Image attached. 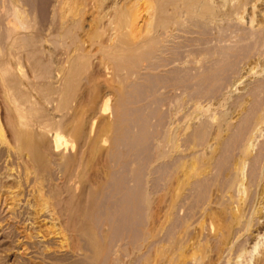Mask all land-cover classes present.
<instances>
[{
  "label": "bare ground",
  "instance_id": "6f19581e",
  "mask_svg": "<svg viewBox=\"0 0 264 264\" xmlns=\"http://www.w3.org/2000/svg\"><path fill=\"white\" fill-rule=\"evenodd\" d=\"M21 1H23V0H13V2H11L10 0H0V15H1L0 16V45L2 44L0 46V48L2 49L4 47L5 49H7V50H5L6 52L9 50V54H11L10 50L12 49L11 51H13V53H12L13 55L12 54L10 55V57L12 56L11 57L12 59H13L14 54H15V56L17 55L16 57H18L20 55V53H23L21 51H18L19 48L25 49V47H29L27 45H29L30 44L29 42L32 41L31 40V41L27 42L29 36L26 37L27 34L23 35L25 29L27 30V27L24 29V31H22V29H20V28L19 29L21 31L20 30L18 31L17 28L13 27V25H12L14 23L13 21H12L13 23L11 22L12 24L10 23V20H9L10 24L8 23V21L5 24V21H4L6 16L7 17L12 16L18 25V26L16 25L17 27H19V26L21 28L25 27L27 22H25L24 16L26 17L27 14L31 13L32 11L30 9L24 8L26 6L23 7L24 2L22 3ZM235 1H239V0H153L152 3L150 2L152 4V5H150L152 8L146 14L143 13L144 14L143 15L140 12L141 11V9H140V11L137 13L132 11L133 13L131 12L132 14L130 13L129 16L126 14L127 9H126V11L120 10V9H124V8H122V6H120V4H119L120 7L118 6V9L120 8L119 9L120 11L116 12L117 15L115 14V11H113V12L111 11V12L113 14H115V16L117 17L116 18L118 21L117 29L119 31V33H117L119 35L118 40L120 41L121 40L120 38L122 37L124 43H123V45L120 44V46L118 44L114 45L115 42L113 41V39L115 40V38L110 34L113 37V39L110 37V39H112V40L111 41L109 40V44H107L108 42H105L106 43L105 47L107 48L108 47L107 45L110 46V42L113 41V45H111V49H113V50L117 49V50H114V51L111 50L112 51L111 52L107 48V49H105V50H107V52L105 51L106 52L105 54H107L106 56H109V58L111 57L112 59H114V61L116 60L117 62H119V60L120 61H126V60L129 61L130 59H136L138 61L142 60V62H144L143 60H145L146 66H144V68L152 69V70L153 69L155 70L157 68H161V69L162 68H164V69L168 68L169 69L170 67H173V65L178 64L179 63L178 61L182 60V58H181L182 56L188 55L190 57V54H196V56L199 55L198 58L195 59L194 57H192L193 55H191V58L195 59V62L197 65V62H199V60L201 62V59H200L201 56L200 55L203 56V54L206 52H209L210 49H214V48L218 47L221 40L224 43L225 42L227 43L228 41H232V38L234 37V36L232 37V35L234 33L233 34L227 33V32H226L227 34L221 33L220 29L225 27V26H221L222 25L221 23L228 24L232 20H233V22L239 21L241 24L243 23V25H246L248 28H250L251 31L253 30V32L258 31V30L262 29V27H264V12L260 13V9L258 8V5L256 4L260 0H246V1L240 0L239 2H235ZM53 2L56 3L57 1L54 0ZM59 2H60V0H59ZM212 2L213 3L217 2L218 3V5L216 4L217 6H219V4H220V7H218L219 9L217 8L216 10H214L212 8V6H215V5L212 4ZM153 3H154V5H153ZM63 4H64V2H63ZM50 5H52V4L50 3ZM86 5L87 4H85V6ZM114 5H112L111 7H113ZM134 6H136V5L134 4ZM54 7H55V5L53 4L52 8H50V10H53ZM127 7H128V5H127ZM144 8H146V7H143V9ZM55 9L53 10L54 13L56 11ZM109 9H110V7H109ZM115 9L116 8L114 7V10ZM28 10H30L31 12H28ZM262 10L264 11V9H262ZM144 11H147V9H145ZM258 11H259L260 15L258 14ZM62 12H60V13H62ZM78 12H80V11H78ZM56 13H57V11H56ZM56 13L54 14L55 18H56V16H55ZM68 14H69V12H68ZM28 15H30V14H28ZM37 15H39V14H37ZM77 15H78V13H77ZM115 16L113 15V17H112L110 14V17H107V18L111 19V17H112L113 21H114V20H116ZM54 17H53V20L55 19ZM60 17H58V18H60L61 19L60 21L62 22L63 21L62 19H64L65 17L64 16L62 17V15ZM81 17L83 18V16H81ZM26 20H28V19H26ZM66 20H64V21H66ZM72 20H70V21H72ZM68 21L69 20H67V22ZM107 21L109 22L110 20H107ZM54 22H55V20H54ZM75 22H74V24H75ZM239 22L236 25L239 26ZM56 23H54V24H56ZM69 23H67V24L69 25ZM113 23L116 24L115 21ZM230 23H232V22H230ZM52 24H53V21H52ZM65 24H66V22H65ZM72 24H73V22H72ZM76 24H77V22H76ZM115 24H113V25H115ZM233 24H231V25H233ZM144 25H147L148 27L145 26L144 27L145 29H144L143 28ZM29 26H31V25L29 24ZM29 26H28V29H29ZM78 26L81 27V25H78ZM88 26H89V24H88ZM68 27H69V29H70V27L72 29L74 26L72 27L69 25ZM227 27H226V29H227ZM62 28H66V27H64V24H63ZM88 28H90V27H87V29ZM109 28H110V26H109ZM109 28H107V30ZM123 28H127L129 32H132L131 33V39L125 40L123 38V34L121 32V30ZM138 28L140 29L139 32H141V30H142L141 33H139L138 31H134V30H138ZM50 29H52V28H50ZM81 29H82V27H81ZM229 29H230V27H229ZM64 30H66V29H64ZM79 30H80V28H79ZM143 30H144V33H143ZM60 31L62 32L63 30L60 29ZM112 31H114V30H112ZM66 32H68V31H66ZM115 33L113 35L116 37L117 35H115ZM55 34H58V33L55 32ZM70 34H72V33H70ZM79 34H80V32H79ZM192 34L194 36H192ZM52 35H53V33H52ZM88 35H91V34L88 33ZM54 36L56 37L57 35H54ZM73 36H71V37H73ZM124 36H125V33H124ZM128 36H126V37H128ZM249 36H248V39H249ZM50 37H52V36H50ZM69 37H67V38H69ZM83 37H85V36H83ZM83 37H81V38H83ZM98 37L99 36H97L96 38H98ZM32 38L33 37H31L30 39H32ZM116 38H118V37H116ZM34 39H35V37H34ZM101 39L103 41L104 38H101V36H100V41H101ZM105 39H107V38L105 37ZM206 39H207V41H206ZM74 40H76V39L74 38ZM194 40H196L197 42L193 43ZM218 40H220L219 43H217ZM2 41H4V42H2ZM64 41H65V39H64ZM83 41H85V40H83ZM200 41H201V43H202V41H204V42L200 45L199 44ZM205 41H206V43H205ZM77 42L79 44L80 41H77ZM87 42L88 41H86V44H87ZM255 42H256V40H255ZM32 43H34V42H32ZM42 43H43V41H42ZM61 43H63V42H61ZM82 43H85V42H81V44ZM208 43L213 44V47H211L212 45L211 44L209 45ZM34 44L37 45V42ZM34 44H30V45L32 46ZM48 44H50V43H48ZM221 44H223V43L221 42ZM101 45H103V44H101ZM55 46H56V44H55ZM80 46L81 45L77 46L78 49L80 48ZM83 46H84V44L81 46L79 51L84 49V48H82ZM77 47H74V44H73L74 49ZM13 48L14 49L17 48L16 50L20 53H18V52H16L17 54L14 53ZM97 48H100L99 45L96 48L94 47V49H96V51L94 50L95 53H98V51H100V50L101 51L104 50V49L98 50ZM35 49H37V48L35 47ZM69 49H71V47ZM38 50L39 49H37V51ZM48 50H51V48ZM2 51H1V53L3 54L5 51H3V52ZM64 51H66V50H64ZM85 51H86V49L83 50L84 54H85ZM259 51H260V53H258L256 51L257 53L255 52V55H253L251 59H248L246 62H244L243 66L240 65L241 68L238 71L237 75L234 77V80L233 79L230 80V81H233V82H231L232 84L230 83V81L227 84V85L230 84L231 86L228 87L226 85L228 88H226V90L223 94L221 93L222 95L220 94L221 96H219V97H221V98H217V99L213 98L214 101H209V99H208L209 102H207V103H201L200 102L201 100L200 101H197V100L193 101L191 103V105H189L190 106L189 112L186 111V109H188V108H185V112H187L188 114L183 115V112H184V110H183V112H182L183 116L182 117H184V118H181L178 115L180 117V118L177 117L179 120L183 119V121H185V123L183 125L181 124L182 126H180V127L175 126L176 125L175 122H177V121L174 119L175 118L174 115L173 114L171 115V116H173V119L175 121H171L172 124H170V126H169L171 130L169 129V134H168V136H166L167 137L166 141L168 144L167 145L168 146V156L170 158L168 165H171V167L174 165L175 160L173 158H174V154L177 153V151H179L178 152V153H180L179 156H181V158H183V161H181L180 162L181 164L179 165L180 168L178 171L179 172L178 177L176 176L177 174H175L176 178L173 179L174 181L172 180L171 182H169V183H172V182H175V183H172L169 186V188L167 189V191L165 190L166 194L164 197H166V198L164 200V204H160L161 202L157 203L155 201L150 202L149 201L150 199H149L148 202L146 203V206L144 209H142L141 207H138L139 205H137V204L139 202L137 203L135 196H132L133 194L131 195L130 190H129L130 188H128L126 186V184L124 185V182H123L124 178L123 177H125L126 173H124L123 177H120V178H118V180H115L116 179V178H114V176H116L115 170H117L119 168L114 169L113 168L114 166L111 163H108V160L107 161L105 160L106 161L105 162L106 168H105V171H103L104 173L102 172L104 174V176H103L104 180L103 181L96 182L95 184H93L95 181L94 182L91 181L92 182V184H91L89 181L90 179L88 178V181L90 183L89 184L87 179H86V176L88 174L87 175L85 174V173H87V171H85V170L90 168L89 167L86 169L87 165L89 166V164H87V162H88V160L90 161V158H87V161L85 159L86 157L90 156L88 153H90V154L92 153L91 154L92 156H93V154L96 155L97 153H102V151L104 150V146H105L106 141L108 140V138L109 139L112 138V136H109V133L115 132L112 130H116V136L114 137L115 139L120 138L124 132L126 135L130 133V131H129L130 129L127 132L125 130H127L129 128V126H131V125H129L128 128L126 129L127 126L123 122V119L121 118V115L123 114V112L121 111L120 108H118L115 105V102L113 103L114 105L112 104V102H111V104H109V101H110L108 99L109 96L106 97L104 95L106 97L103 100L104 106L103 107L99 106L100 108H98V105H97V108H96V110L98 109L97 113L100 117H103V116L105 117V115L107 114V108L109 109V107H108V104H109L112 106V108L110 106L111 111H108V112H109V115H111L113 117V120H110L111 116L106 115L107 118L105 117V120L102 118L104 120V121L102 120L103 123L97 124L101 121L100 120L99 122H96V120L99 118V116L96 114L97 115L96 120H95V118H96L95 115H94V118L91 115L92 116V118H91L90 116L86 115L88 113L87 109H86L87 110L86 114H81V112H80V114H78L79 112L77 113V110H75V108L73 109V107H71V106L70 107L65 106L67 108H64V109H61L60 105H57L58 107L55 106V104H54L55 97L53 95V91L49 92L50 91L49 90L48 92H44L40 95V97H39V94H37L38 93L37 92V93L33 94V96L38 95V98H37V96L33 97L32 94L29 93V92H31V90L28 91L29 89L27 90V89L23 88V85L25 84V83H23V71L25 68L24 66L26 65V64L23 65V62H24L23 61L24 60L23 54H21L23 59H20L19 58L20 56L18 57V59H16V61H18V62H19V60L20 61L22 60L21 62H22V65L24 67L23 69H21V66L19 65V64H21L20 62H19V64H18V62L13 63L15 60L13 61L12 59H10L8 57L10 60H12V63H13V64H10V63L6 62L8 60H6V61L3 60L6 57L2 59L3 56L0 55L1 56V58H0V73L2 72L0 74L1 82L3 81L4 83L6 82L7 85L9 84L10 88H12L15 92L14 101L13 102L7 101V103H6V105L9 107L8 109H10V111H5V112H7L6 116H8V112H10L9 113L10 114V124L7 127L11 126L12 136H13L12 139L14 140L13 144H16V147H17L19 152H23L22 153L23 157H24V155H27V158H29L31 160L32 168L34 169L33 171L36 174L35 176L37 179L40 178L39 177L40 173H43V172L45 173V172L49 171V167L52 165V163L50 165L49 162L53 161V160H50V159H53V155L51 158L48 157V155L51 156L52 152L56 153V157L54 158L55 159L54 165L56 164V166L59 167L60 170H62V173H61V179L62 180L60 181L61 182L60 186L56 187V184H55V186L54 185L52 186V189L54 191V193L52 192V194L55 196V204L54 203L53 204L55 205V208H56L58 214L61 217L65 216L64 217L65 218L64 220H66L64 222V224L66 225L65 229L67 228V230L70 231L69 233H71V235L74 234L76 236H79L78 237L79 240L82 239L84 241L82 243V240H81V246H79L80 242L78 241L79 242V244H78V242L75 240V242L79 246L80 251L81 250L83 251V252L82 251L81 252L84 255L83 256L84 259H86L89 262L94 261L95 264L97 262V264H98L99 260L97 261V259L100 258V261H101V256L103 255V253L105 251L107 252V250H108L107 249L108 247H106V245H108V243L106 244L103 241V238H107V236H108L106 231H105L107 229L106 226H105L106 229L103 228V230L105 231V234H104V232H102L100 229L99 230L101 233H99L98 228L95 225L100 223V222L102 223L104 216L109 214V212H108L109 209H107V206L105 205L106 203L104 205L102 204V197H103L104 193H106L105 192L106 187L108 185L112 184L114 186L111 190H109V194H108L109 197H111V198H109V197L108 198L111 199L110 200L111 205H112L111 211L113 214L112 216L120 218V220L123 221L122 223H124V224L128 225L129 223H131V226L133 227L134 245L132 246L133 251L130 250V252L132 251V255L130 256L131 257L130 258L131 264H175L177 261L178 262L176 264H264V138H261L262 140H260V142L258 144H256L257 149L255 151H253L254 144H255L254 141H255L256 136L258 135L257 132L264 130V89H261V91L259 93L256 91L259 83H261V84L263 83L261 85V87L264 85V51H262V52H261V50H259ZM43 52H44V49H43ZM87 52H88V50H87ZM103 52H102V54H103ZM77 53H78V50H77ZM89 53H90V51H89ZM211 53H213V52H211ZM25 54H28V53H25ZM29 54L32 56V52ZM45 54L47 55V53H45ZM64 54H65V52H64ZM84 54H82V55L77 54V57L74 56L75 58H73L71 60L68 57L69 55H67L68 59L71 61V63L69 61H66V62L71 64V65L69 64L71 67L68 68V69H70V71H71L72 67L74 68L73 71H75V70H77V67L79 66V69L77 70L79 72L80 69L82 70V68L80 66L83 67V65H84L83 69H85L87 64L85 65V62L81 61L85 57ZM94 54H92V55H94ZM100 54H101V52H100ZM46 55H45V57H47ZM72 55H74V54L71 53L70 56H72ZM98 55H99V53H98ZM209 55H210V53H209ZM26 56H27L26 58L31 57V56L28 57L29 55H26ZM104 56H103V58H105V60H107V58ZM206 56H207V54H206ZM50 57H52V56H50ZM33 58H34V56L31 57V59H33ZM35 58H36V54H35ZM89 58L91 59L90 56H89ZM203 58H205V57H203ZM208 58H209V56H208ZM42 59H43V57H42ZM87 59H88V57H87ZM90 59H89V61H90ZM100 59L101 58H99L97 61H99ZM211 59H214V58H211ZM10 60H9V62H11ZM36 60H37V58H36ZM36 60H35V62L40 60L39 56H38V60L37 61ZM84 60H86V59H84ZM63 61H64V59H63ZM79 61L82 62V65L80 64ZM89 61H88V63H89ZM108 61H109V59H108ZM187 61H189V58ZM41 62L40 61L38 62L39 65ZM66 62L64 61V63H66ZM100 62H102V61H100ZM110 62H107V64L109 63V65H111ZM129 62H131V60ZM189 62H191V60ZM52 63H53V60H52ZM64 63H63V65H65ZM102 63H103V65L101 67H102V69H103V67H105L104 68V70H105L107 65L105 66L104 64L106 62L105 63L102 62ZM136 63H138V62H136ZM101 64H99V66ZM144 64L142 63V65H144ZM61 65L60 66L58 65V67H59L58 71H60V72L63 70L64 67L66 70V66L63 67V65L62 66ZM184 65H186V63H184ZM29 66L34 67L35 65L33 66V64L32 65L29 64ZM41 66H40V69H38L39 72H40V70L43 71V72L41 71L40 73H42L44 75V77L40 76L38 74L41 78L42 77L43 78L47 77V79L48 78H51V79L54 78V76L56 74L55 75L52 74V72H51L52 69H50L49 66L44 65L45 66L44 69H42ZM108 66H107V68H109ZM112 67H113V65H112ZM112 67L110 66V69ZM119 67H121V66H119V65L114 66V69L112 68L114 71H112V70L110 72L107 71L108 72L107 74L105 72L108 69L105 70L104 73L106 75H104V78L106 77L105 81L108 82V84L110 82V79L113 80V82H114L115 77L113 76V73L115 74V71L116 72L118 71V74H119V71H120V74L121 73L122 74H125V73L128 74V72H125V71H123L124 73L121 72L122 69L121 70H118V69L115 70V68H119ZM137 67H139V66H137ZM141 67L142 66H140L139 68H141ZM37 68H39V67H37ZM144 68H142V69H144ZM197 68L199 69V67H197ZM202 68H203V66H202ZM26 69H28V68H26ZM53 69H54V66H53ZM96 69L98 70V68H96ZM32 70H35V68H33ZM26 71H25V74H26ZM73 71H71V72H73ZM77 71L74 74H77L78 73ZM132 71H134V70H132ZM196 71H198V70H196ZM130 72L131 71H129V74H130ZM34 73L36 74V71ZM34 73H32V74H34ZM66 73H67V70H66ZM109 73H111V75ZM140 73H142V72H140ZM118 74L116 73V77H118ZM139 74H137V75L140 76ZM38 75L36 74V76H38ZM67 75H70V74L68 73ZM100 75H101V73H100ZM211 75H212V73H211ZM59 77H61V76H59ZM59 77H57V78H59ZM69 77L71 78V76H69ZM69 77H67V78L70 79ZM108 77H110L109 81H107ZM67 78H66L65 82L68 83ZM28 79H30V76ZM28 79L26 78V80H28ZM36 79L38 80V78H36ZM55 79H56V77H55ZM55 79H53V80H55ZM73 79L74 78L72 77L70 81L73 82ZM95 79H97V78H95ZM98 79H100V78H98ZM78 80L79 79H77V81ZM120 80L121 79H119V81ZM70 81H69V84L72 83V82L70 83ZM121 81H123V79ZM54 82L57 83V81H54ZM111 82H110V84H111ZM27 83H29V80ZM38 83H39V80H38ZM52 83H53V81H52ZM52 83L50 82V85ZM89 83H92L91 80ZM96 84H97V82H96ZM110 84H109V86H110ZM130 84H131V82H130ZM239 84H243L241 86V88L239 87ZM50 85H49V88L51 87ZM213 85H214V83H213ZM218 86H220V85H218ZM114 87H116V86H113L111 91H113V89L115 90ZM178 87H180V86H178ZM10 88L8 87V89H10ZM28 88H30V84H29ZM97 88H99V87H97ZM107 88L110 91L109 88H111V87H107ZM12 89H10V90H12ZM37 89H39L41 91L40 87ZM123 89H124L123 85H122V83H120L118 88L115 90L118 93L116 96L120 95V97H117V98H119V100H121L120 99L121 94H124ZM33 90H34V86H33ZM95 90L92 91V93L95 92ZM70 91H71V89H70ZM98 91H99V89H98ZM177 91H179V90H177ZM4 92H7V91H4V89H3V93ZM8 93H5V94H8ZM234 93H239L238 98L236 100H234L233 97H232L233 100L230 99L231 98L230 96ZM60 94H61V92H60ZM95 94L97 95L98 93H95ZM183 95H181L180 97L182 98ZM7 96L6 95L4 96L6 98V100H7ZM64 96H65V94H64ZM112 96L115 97V95H112ZM10 97H13V96H10ZM89 97L92 98L93 96L92 97L89 96ZM34 98H37V99H34ZM1 99H3V98H1ZM98 99H100V98L98 97ZM114 99H116V98H114ZM8 100H9V98H8ZM64 100H66V99H64ZM116 101H118V99ZM62 102H64L63 99H62ZM125 102H126V100H125ZM204 102H205V100H204ZM10 103L13 105H11ZM116 103H118V102H116ZM227 103H228V105L232 106V108H231L232 111L230 112L229 116H226L227 117V118H225L226 120L221 123L220 127L216 124L217 126L214 127L216 129H213L214 134L211 135L212 138H211V140L209 138L210 141H208V143H206L204 145H200V147H198L199 145H197V147H196L197 149H196L195 153H198V154L201 153L200 155H202V153H204L206 155V157L202 161L198 162L195 159L190 158L191 157V154H190L189 155L190 157L188 156L190 158L189 162H187L184 158H185L186 150L189 148L187 146H186L187 148L185 147L184 141L187 137L186 133L189 134V132H192L193 129L190 130L189 132H188V130L193 128V127H196V124L197 123L200 124L199 122H201V121H209V122L213 121L212 125H214V122L217 121V118H218V116L216 117V111L219 108L221 109V107L226 106ZM84 104H86V103H84ZM165 104H167V103H165ZM250 104H252V105H250ZM6 105L4 107H6ZM82 105H81V107L85 106V105H83V106ZM92 105L94 106L95 104H92ZM169 105H170V103H169ZM174 108H176V107H174ZM4 109H7V108H4ZM54 110H56V111L60 110L61 113L55 114V112H53ZM249 110L250 111L253 110V112H252V114H250L251 117L249 119V122L244 126V128L241 127V129L243 128L241 130V132H242L241 138L240 139L237 138L239 141L236 142L234 147H230L231 150L233 148V151H231V152H233L231 154L232 159H230L232 161L230 162L231 167H230L228 173L226 174L225 182L223 184H217L215 186V188L213 189L214 197L212 198V200L211 199L207 200V201L206 200H200L196 195V194H198L199 191L197 193H196V191L198 189H201L202 187L206 186L207 184L209 185V181H210V183H213V182H211V179L214 175V158H215V156H217V154L219 152H221L220 149H221L222 144L224 145V141H225L226 137L227 138L229 137L228 133H230L229 129L231 127V123H234V121L237 119L238 115H240L242 112H248ZM0 111H1V109H0ZM81 111H83V109ZM218 112H220V110H218ZM82 113H85V110ZM131 113H129V114H131ZM91 114H93V113L91 112ZM84 115L88 116L90 118V120L88 117H85ZM3 118H4V116H3ZM125 119H127V118L125 117ZM127 122L129 123L128 120H127ZM7 123H8V120H7ZM169 123H170V121H169ZM179 123H181V122H179ZM5 125H6V122H5ZM197 127L199 128V126H197ZM197 127H196V129H197ZM200 129H201V127H200ZM202 132H204V131H202ZM232 133H230V134H232ZM66 135H69L74 139L73 143H75V145L73 147H69V148L67 147L66 140L64 138ZM112 135H113V133H112ZM135 136H136V134H135ZM192 136H193V133H192ZM129 138H131V137H129ZM194 138H196V137H194ZM199 138L200 137H198V140H200ZM161 139H163V138H161ZM12 141H11V143H12ZM109 141H111V143L114 141L113 143H115V140L112 141L110 139ZM120 141H122V139H120ZM191 141H193V140H191ZM203 142H204V140H203ZM124 143H125V141H124ZM108 144H110V143H108ZM115 144H114V146H116ZM13 146H15V145H13ZM122 146H124V145H122ZM138 146H140V145H138ZM229 146L230 145L228 144V146H225V148L229 147ZM106 148H108V147H106ZM46 149H48V151H50L51 154H49V152H47ZM110 149L112 150V148H110ZM106 150L109 151V148ZM110 151H109V153H110ZM107 152L104 151V153H105L104 155H106ZM124 152H123V154H124ZM159 152H160V150H159ZM15 153H17V152H15ZM97 155L99 156V154H97ZM102 156H103V154H102ZM221 156L219 155V157H221ZM93 157H95V156H93ZM104 157H106V156H104ZM110 157L111 156H109V159H110ZM124 157H126V156H124ZM159 157H160V155H159ZM101 160L102 159H100L98 161H101ZM129 160H131V159H129ZM129 162H127V163H129ZM177 162H178V160H177ZM19 163H21V162H19ZM29 164H30V162H29ZM163 164L164 163H162V165ZM25 168H26V166H25ZM29 168L31 169V167H29ZM93 168H94V166H93ZM102 168H104V166ZM120 168H121V166H120ZM50 169L52 171L53 170L55 171L56 167L51 166ZM28 173H30V172H28ZM93 173H95V172H93ZM173 173H172V175H174ZM43 176H42V178H43ZM217 176L218 175H216L215 177H217ZM167 177H169V176H167ZM36 178H35V180H36ZM148 179L149 178H147V180ZM165 179H167V178H165ZM35 182L37 183L38 181L36 180ZM78 182L83 183L84 187L88 186L85 189L86 191H83V189H80L81 188L80 187L79 190L80 191L82 190L81 191L82 193L80 192L81 194H79L76 197L74 196V194H71V193L65 198L58 197V193L61 192V189H63L64 192L69 193V189L72 188L71 186L75 183H78ZM147 182H149V181H147ZM165 185H167V184H165ZM194 185H196L197 188H194L195 187ZM35 187H37V186H35ZM55 187H56V189H55ZM150 188H151V186H150ZM159 189H161V188H159ZM71 190L72 189H70V192H71ZM156 190H157V188H156ZM163 190H161V191H163ZM73 191H74V188H73ZM201 191H203V190H201ZM38 192H40V190ZM48 193H49V191H48ZM35 194H37V193H35ZM38 195H39V193H38ZM41 196L43 197V194ZM46 196L48 197V195H46ZM49 196H50V194H49ZM37 199H39V198H37ZM53 199H54V197H53ZM53 199L50 198V200H53ZM159 200H160V197H159ZM38 201H40V200H38ZM140 201H141V199H140ZM49 204H50V202H49ZM49 204H46V205H49ZM41 205L42 204H40V206ZM108 206H110V203L108 204ZM54 211H55V209H54ZM54 211H53V213H54ZM35 213L38 214L37 212H35ZM49 215H50V213H49ZM54 215L55 214H53V217H54ZM109 221H107V222H109ZM163 228H165V230H166V234H164V237H165V235H167L168 232H171L172 234H174L172 237L173 239L171 240V238H170V241H168L167 243H164V244L162 242L164 240V238L159 236V229L161 230ZM69 237H71V236L69 235ZM101 237H103V238H101ZM73 238L75 239V237H73ZM124 239H126V238H124ZM71 242H74V241L71 240ZM160 242H162L161 245H160ZM74 243H73V245H74ZM71 245H72V243H71ZM159 246H161V247H159ZM75 247H77V246H74V249L77 250L78 247L77 248H75ZM80 251H78V252H80ZM122 252H124V251H122ZM101 253H102V255H101ZM111 254H112V251H111ZM175 256H177V258ZM178 256H179V259H178ZM103 257H105V256L103 255ZM124 258H125V256H124ZM174 258L176 261H173ZM119 259H121V258H119ZM122 260L123 259H121V261ZM119 263H121V262H119ZM123 264H125V263L123 262Z\"/></svg>",
  "mask_w": 264,
  "mask_h": 264
},
{
  "label": "rangeland",
  "instance_id": "374dc122",
  "mask_svg": "<svg viewBox=\"0 0 264 264\" xmlns=\"http://www.w3.org/2000/svg\"><path fill=\"white\" fill-rule=\"evenodd\" d=\"M10 1L13 2V0H10ZM51 1L52 0H23V1H21L22 3L24 2L23 7L26 6L24 8L30 9L32 11L31 12L30 10H28V12H31V13H28L30 15L27 14L26 17L24 16L25 22H27V23H26L25 27H23V28H21L20 26L17 27L18 25H17V23L15 22V20H14V18L12 16H10V17L9 16L8 17L6 16L5 17V20H4L5 21V24H6L7 21L9 23V20H10V23L13 21L14 23L12 22L13 24L12 23L11 24L13 25V27L17 28L18 31L20 29H22V31H24V29L27 27V30L25 29L23 35L24 34L25 35L27 34L26 37L29 36L27 42H29V41L32 40L29 43L30 44H34V43L37 42V45L34 44L35 46L34 45L31 46L29 44V45H27L29 47H25L24 46L25 49L24 48L23 49H20L19 48L18 51H21L23 53L18 52L16 50L17 48H15V49L13 48L14 49V53H16V52L20 53V55H19L20 57L18 56L20 59H23V57H24L23 65L26 64L24 66L25 68L22 65V62H21L22 60L21 61L19 60V62L21 64H19V62L16 61V59H18V57H16L17 55L15 56V54H14V56L16 58L13 56V59L11 58L12 56L10 57V55L13 53V51H11L12 49L10 50L11 54H9V50L6 52L5 50H7V49H5L4 47H3L4 49L3 48L2 49L0 48L1 51L3 50V51L6 52V53L4 52L2 54L1 51H0V53H1L0 55L3 56L2 59L6 57L5 59H3L5 61L8 60L6 62H8L10 64H13L15 62H18V64L21 66V69L24 68V71H23V83H25V84L23 85V88H25L27 90L29 89L28 91L31 90V92H29V93H31L32 96H33V94H35V93L38 92L37 94H39V97H40V95L42 93H44V92H48L49 90H50L49 92H52L53 91V95L55 97L54 104H55V106L60 105L61 106V109H64V108H67V107H70L71 106V107H73V109L75 108V110H77V113L79 112L78 114H80V112H81V114H86L88 112L86 115L90 116L91 118H92V116L94 118V115H95V117H96L95 120H96L97 119V115H98V113H97V110L98 109L96 110L97 105H98V108L103 107L104 106L103 100L106 97L109 96V98H108L110 100L109 101V104H111V102H112V104L115 102V105L118 108H120L121 111L123 112V114L121 113L122 114L121 115V118L123 119V122L127 126L126 129L128 128L129 125H131V126H129V128L127 130H125L127 132L130 129L129 130L130 133L127 134L128 135L127 136L125 134V132H124L123 135L121 136L122 138L120 137V138H116L115 139L114 137L116 136V130H112V131H115V132L109 133V136H112V138H110V139L112 141L115 140V143L116 144L113 143L114 141L111 143V141H109L110 140L109 138H108V140L105 143V146L109 148V151L111 150L110 148H112V150L110 151V153H109L108 150H106L108 148H106L105 146H104V150L102 151V153H97V154H99L100 157L97 154L96 155L98 157L95 154H93V156H95V157H93L91 155L92 153L91 154L88 153L92 158L90 156H88V157L85 158L86 161H87V158H90V161L88 160V162H87V164H89V166L87 165L86 169L89 168V167L91 168V169L89 168V169L85 170V171H87V173H85V174L86 175L88 174L87 175L88 177L86 176L87 181H88V178L90 179L89 181H90L91 184L94 181L95 182L93 184H95L96 182H99V181H103L104 180V178H103V176H104L103 173L104 172L103 171H105V168H106L105 167L106 166V163L105 162L108 160V163H111L114 166L113 167L114 169L119 168V169L115 170L116 171V173H115L116 176H114V178H116L115 180H118V178L123 177L124 176V173H126L125 174V177H123L124 178L123 179L124 185L126 184V186L128 188H130L129 190H130L131 195L133 194L132 196H135L136 202L137 203L139 202L137 204V205H139L138 207H141L142 209H144L145 206H146V203L148 202L149 199H150L149 200L150 202L151 201L152 202L155 201L157 203L161 202L160 204H164V200L166 198V197H164L165 194H166L165 192L167 191V189L169 188V186L172 183H175V182H172V183H169V182H171L173 179H175L176 176L178 177V174H179L178 171H179V168H180L179 165L181 164L180 162L183 161V158H181V156H179V154H180V153H178L179 151H177V153L174 154V158H173L175 160L174 165L172 167H171V165H168L170 158L168 156V146H167L168 144H167V141H166L167 140V137L166 136H168V134H169V129H170L169 126H170V124H172L171 121H175L176 120L178 123L175 122L176 125L175 124L174 125L176 127H180V126H182L185 123V121H183V119L182 120L180 119L181 120L180 121L178 118H180V117L181 118H184L182 116L185 115V114H188L187 112H189V109H190V106L189 105H191V103L193 101H196V100L197 101H200L201 100L200 101L201 103H207L209 101H214V99L221 98L219 96H221L225 92L226 88H228L229 86H231L230 84L229 85H227V84L229 83L230 80H232V79L234 80V77L237 75L238 71L241 68L240 65L243 66V63L246 62L248 59H251L252 56L255 55V52L256 51L258 53H260L259 50H261V52L264 51L263 50L264 49V37H263L264 36V27H262V29H260L258 31L253 32V30L251 31L250 28H248L246 25H243V23L241 24L239 21H234L233 22V20H232V21H230L232 23H230V22L228 24L221 23L222 24V25L220 24L221 26H225L222 29H220L221 30L220 31L221 33H223V34L224 33L225 34H227V33H232L233 34L234 33L232 35V37L233 36L234 37L233 38L231 37L232 38V41H228L227 43L226 42L224 43L220 39L221 42L223 43V44H221V42L219 43L220 40H218L217 41V43H219L218 47H216L214 49H210V51L208 50L209 52L204 53L205 55L203 54V56L200 55L201 56L200 57L201 62L199 60V62H197V65H196L195 59L198 58L199 55L196 56V54H190V57L188 55L182 56L181 57L182 60L181 61L179 60L178 61L179 62L178 64L173 65V67H170L169 69L168 68L167 69L157 68L155 70L154 69L152 70V69H146V68H144V66H146L145 60H143L144 62H142V60H140L143 64L145 63L144 65H142V63L140 61L136 60V59H130L131 62H129L130 60L129 61L128 60H126V61H120L119 60V62H117L116 60L114 61V59H112L111 57L109 58V56H106L107 54H105V53L107 52V50H105V49L108 48L109 51H111V50L112 51L117 50V49H114V50L111 49V45H113V41L115 42L114 45H117L118 44L119 46H120V44L123 45V43H124L122 37L120 38L121 39L120 41L118 40L119 39V35L117 33H119V31L117 29V26H118L117 23H118V21L116 19L117 17L115 16L116 12L117 11H120V10L126 11V9H127L126 14L129 16V14L132 11L137 13L141 9L140 12L142 14L143 13L146 14L152 8L150 5H152L151 3L153 2V0H65V1L64 0H62V1L60 0V2H59V0H55V1H57L56 3L53 2L54 0L52 2ZM239 1H235V2H239ZM243 1H246V0H243ZM63 2H64V4H63ZM50 3L52 5L53 4L55 5L54 9L56 8L55 10L57 11V13L55 11L56 18L54 17V14H55L54 11H53L54 9L53 10H50V8H52V5H50ZM85 4H87V5L85 6ZM119 4L124 9H120L119 8L120 9L119 10L118 9ZM126 4L128 5V7H127ZM134 4L136 6H134ZM212 4L215 5V6H212L211 5L214 10H216L218 7H220V4H219V6H217L218 5L217 2H215V3L212 2ZM256 4L258 5V8L260 9V13L261 12H264L262 10V9H264V0H260ZM112 5H114V6L111 7ZM153 5H154V3H153ZM109 7H110L111 10L109 9ZM114 7L116 8L115 10H114ZM143 7H146V8L143 9ZM145 9H147V11H144ZM78 11H80V12H78ZM111 11L112 12L115 11V14H113ZM60 12H62V13H60ZM68 12H69V14H68ZM77 13H78V15H77ZM260 13L258 11V14L259 15H260ZM37 14H39V15H37ZM110 14H111L112 17H113V15L115 16V19L116 20H114V21L116 22V24L113 23L114 21H113V18L112 17H111V19L110 18L109 19L107 18V17H110ZM61 15H62V17L63 16L65 17L67 15L62 20L64 21V20L67 19L69 21L68 22H67V20L64 21V22L62 21L63 22L62 23L60 21L61 20L60 19L61 18L60 17ZM81 16H83V18ZM53 17L55 18L54 19L55 22L53 20ZM58 17H60V18H58ZM26 19H28V20H26ZM70 20H72V21H70ZM107 20H110V21L112 20L113 22L112 21L111 22L110 21L108 22ZM52 21H53V24H52ZM75 21L77 22V24H76ZM65 22H66V24L70 22L69 25L72 26V27L74 26V27L72 29L70 27V29H69V27H68L69 25L67 24L68 25L67 26L65 24ZM72 22H73V24H72ZM74 22H75V24H74ZM238 22H239V26L236 25ZM54 23H56V24H54ZM29 24L31 26H29ZM63 24H64V27H66V28H62L63 27ZM88 24H89V26H88ZM113 24H115L116 26L113 25ZM231 24H233V25H231ZM78 25H81V27H82L83 30ZM28 26H29V29H28ZM109 26H110V28H109ZM145 26L148 27L147 25H144L143 28ZM87 27H90V28L87 29ZM226 27H227V29H226ZM229 27H230V29H229ZM50 28H52V29H50ZM79 28H80V30H79ZM107 28H109L108 29L109 31L107 30ZM60 29L63 30V31L61 32ZM64 29H66V30H64ZM112 30H114L115 32L117 31V32L115 33ZM139 30L140 29L138 28V30H134V31H138L139 32ZM66 31H68V32H66ZM55 32L58 33V34H55ZM79 32H80V34H79ZM121 32H122L123 38L125 40L126 39L127 40L128 39H131V33L132 32H129L127 28H123L121 30ZM141 32H142V30H141ZM141 32H139V33H141ZM52 33H53V35H52ZM70 33H72V34H70ZM88 33L91 34V35H88ZM114 33H115V35H117L116 37H118V38H116L113 35ZM124 33H125V36H124ZM143 33H144V30H143ZM110 34L115 38V40L113 39V37ZM54 35H57L58 37L56 36L57 37L56 38ZM50 36H52V37H50ZM71 36H73V37H71ZM83 36H85V37H83ZM97 36H99V37L96 38ZM100 36H101V38H104L103 41H102V39L100 41ZM126 36H128V37H126ZM192 36H194V35L192 34ZM248 36H249V39H248ZM31 37H33V38L30 39ZM34 37H35V39H34ZM67 37H69V38H67ZM81 37H83V38H81ZM105 37L107 39H105ZM110 37L113 39V41L110 42V46L107 45L108 47L106 48L105 47L106 46V43L105 42H108L107 44H109V40L110 41L112 40V39H110ZM74 38L76 40H74ZM64 39H65V41H64ZM82 39L85 40V41H83ZM255 40H256V42H255ZM42 41H43V43H42ZM77 41H80L79 44H78ZM86 41H88L87 44H86ZM206 41H207V39H206ZM206 41H205V43H206ZM2 42H4V41H2ZM32 42H34V43H32ZM61 42H63V43H61ZM81 42H85V43H82L81 44ZM196 42H197L196 40L193 41V43H196ZM203 42L204 41H202V43ZM48 43H50L52 46L50 44H48ZM202 43H201V41L199 42L200 45ZM211 43H208V44L210 45ZM55 44H56V46H55ZM73 44H74V47H77L79 45L82 46L84 44V46L82 48H84L83 50L86 49L85 54L83 53V50H80L79 51V49L81 48V46H80L79 49H78V47L75 48L76 49L75 50L73 48ZM101 44H103V45H101ZM98 45L100 47V48H97L98 50L99 49H104L102 51L101 50L98 51V53H99L100 56L98 55V53H95L96 49H94V47L96 48ZM211 45H212L211 47H213V44H211ZM35 47L37 49H39V50L37 51V49H35ZM49 47L51 48V50H48V49H50ZM70 47H71L72 50L69 49ZM42 48L44 49V52L47 53V55L43 52V49ZM64 50H66V51H64ZM77 50H78V53H77ZM87 50H88V52H87ZM89 51H90V53H89ZM31 52H32V56H34L33 59H31L32 56L29 54ZM64 52H65V54H64ZM70 52L72 54H74V55L70 56L71 55ZM100 52H101V54H100ZM102 52H103V54H102ZM211 52H213V53H211ZM25 53H28V54H25ZM34 53L36 54L37 60H38V56H39V59H40L39 61L41 62L43 60L42 61L43 63L41 62L40 65H39V63H38L39 61L36 60ZM209 53H210V55H209ZM5 54L6 55L8 54L9 56L8 55L6 56ZM21 54H23V57L21 56ZM77 54H80V55L84 54L85 55L84 59H86V60L82 59L81 61L82 62L84 61L85 62V65L87 64V66L85 67V69H83L84 68V65H83V67L80 66L82 68V70L80 69L79 72L77 71L79 69V66L77 67V70H75V71H73L74 68L72 67L71 68V71H73V72H71L70 69H68L69 67H71L70 66L71 65L70 64L71 63L70 60L73 59V58H75V57H77ZM92 54H94V55H92ZM206 54H207V56H206ZM26 55H29L28 57H30V56L31 57L30 58H26L27 57ZM45 55L47 57H45ZM67 55H69L68 57H69L70 60L68 59ZM191 55H193L192 57H194L195 59L194 58H191ZM1 56H0V58H1ZM50 56H52V57H50ZM89 56L91 57V59L89 58ZM103 56L106 57L107 60H105V58H103ZM208 56H209V58H208ZM8 57L10 59H12L13 61L14 60L15 61L12 63V60H10ZM42 57H43V59H42ZM87 57H88V59H87ZM98 57L101 58L99 61H97L99 59ZM203 57H205V58H203ZM188 58H189V61L191 60V62L187 61ZM211 58H214L215 60L214 59H211ZM34 59L37 62H35ZM63 59H64L65 62L66 61H69L70 63H68V62L64 63ZM89 59H90L91 62L89 61ZM108 59H109V61H108ZM9 60L11 62H9ZM52 60H53V63H52ZM87 60L89 61V63H88ZM100 61H102L104 63L106 62L104 64L105 66L106 65L108 66L109 63L107 64V62H110L111 61L110 62L111 65L108 66L109 68H107V66H106V69H108V70L105 69L106 72L104 70L105 67H103V69H102L101 66L103 65V63L100 62ZM82 62H80L81 65H82ZM136 62H138V63H136ZM60 63L62 65H63V63L65 64V65H63V67L66 66L67 73H66L65 67L63 68V70L61 72L58 71V68H59L58 65L60 66L61 65ZM184 63H186V65H184ZM29 64H31V65L33 64V66L35 65L36 67L35 66L34 67L29 66ZM99 64H101V65L99 66ZM44 65L45 66H49V68L52 69V71H51L52 74H54V75L56 74L55 76L53 75L54 78H52V79L51 78H48L47 79V77H45L46 79L43 78L44 75L42 73H40L42 70H40V72H39L38 69H40V66L42 67V69H44V67H45ZM112 65H113V67H112ZM117 65L121 66L122 68L121 67H119L120 69L119 68H115V70L116 69H118V70H121L122 69L121 72L125 71V72H128V74L127 73H125V74H122L121 73L120 74V71H119V74H118V71L117 72L115 71V74L113 73V76L115 77L114 78V82H113V80L110 79V77L107 78V81H109V79H110V82L112 81L111 82L112 85L109 82V84H110V86H109L108 82L105 81V78L106 77L104 78V75H106L108 73L107 71H109V72L111 70L114 71L113 70L114 69V66H117ZM201 65L203 66V68H202ZM53 66H54V69H53ZM110 66L113 69L112 68L110 69ZM137 66H139V67L142 66V67L139 68ZM37 67H39V68H37ZM197 67H199V69ZM26 68H28V69H26ZM33 68H35V70H32ZM96 68H98V70ZM142 68H144V69H142ZM132 70H134V71H132ZM196 70H198V71H196ZM25 71H26V74H25ZM35 71H36V74L37 75L39 74L40 76H43V77L41 78L39 75L36 76V74L34 73ZM76 71L79 74L78 73L77 74H74ZM129 71H131L130 74H129ZM140 72H142L143 74L140 73ZM32 73H34V74H32ZM68 73L70 75H67ZM100 73H101V75H100ZM116 73L118 74V77H116ZM211 73H212V75H211ZM109 74L111 75V73H109ZM137 74H139L140 76H138ZM58 75L61 76V77H59ZM29 76H30V79H28ZM69 76H71V78L72 77L74 78L73 79V82L70 81L71 78ZM55 77H56V79H55ZM57 77H59L60 79L57 78ZM67 77H69L70 79H68ZM26 78L29 80V83H27L28 80H26ZM36 78H38L39 83H38V80ZM66 78H67L68 83L65 82L66 81ZM95 78H97V79H95ZM98 78H100V79H98ZM53 79H55V80H53ZM77 79H79L78 80L79 82L77 81ZM119 79H121V80L123 79V81H121V80L119 81ZM90 80H91L92 83H89ZM128 80L131 82V84H130V82ZM52 81H53V83H52ZM54 81H57V83L54 82ZM69 81H70V83L71 82L72 83L69 84ZM95 81L97 82V84H96ZM50 82L52 83L51 85H50ZM231 82H233V81H230V83ZM120 83H122L123 88H124L123 89V93L124 94H121V98H120L123 102L121 100H119V98H117V97H120V95L116 96L118 93L115 91L118 88V86H119ZM213 83H214V85H213ZM29 84H30V88H28ZM262 84L259 83V85L257 87L258 90L256 89V91L258 93L261 91V89H264L263 88L264 85L261 87ZM49 85L51 86L50 88H49ZM218 85H220V86H218ZM242 85L243 84H239V87L241 88ZM33 86H34V90H33ZM96 86L99 87V88H97ZM113 86H116L117 88L114 87L115 90L113 89V91H111V89H112ZM178 86H180V87H178ZM0 87H1L0 88V109H1V111H0V121H1L0 122V125H1L0 126V264H89V263L91 264L92 262H93L92 264H95L94 261H91L90 259L89 260L91 262H89L86 259H84V257H83L84 255L82 254L83 251L81 250L82 251L81 252L80 249H79V246H81V240L82 239L79 240V238H78L79 236H76L74 234L71 235V233H69L70 231L67 230V228L65 229V227H66V225L64 224V222L66 221V220H64L65 219L64 218L65 216H62L61 217L58 214V212H57V210L55 208V205H54L55 204V196L52 194V192L54 193V191L52 189V186L53 185L55 186V184H56V187L57 186H60V184H61L60 181L62 180L61 179L62 170H60V168L57 167L56 164L54 165V163H55V159L54 158L56 157V153L55 152H52V154H51V152L48 151V149H46L47 152H49V154H51V156L48 155V157L51 158L52 155H53V159H50V160H53V161H50L49 164L51 165V163H52L51 166L52 167H56L57 170L55 169V171L53 170L54 171L53 172L50 169L51 166L49 165L50 166L49 167V171H47L45 173L44 172L43 173H40V175H39L40 178L37 179L36 176H35L36 174L33 171L34 169L32 168L31 160L29 158H27V155H24V157H23V154H22L23 152H19L18 151V149L16 147V144H13L14 140L12 139L13 136H12L11 126L7 127L10 124V114H9L10 112H8V116H6L7 115V112H5V111H10V109H8L9 107L6 105V103H7V101L8 102H13L14 101V99H15L14 98L15 97V92H14V90L12 88H10L9 84L7 85L6 82L5 83L3 81L1 82V79H0ZM8 87L10 89H12V90L8 89ZM39 87H40V89H41L42 92L39 89H37ZM107 87H111V88H109L110 91L108 90ZM3 89H4V91H7V92H4L3 93ZM70 89H71V91H70ZM98 89H99L100 92L98 91ZM94 90H95V92L92 93V91H94ZM177 90H179V91H177ZM60 92H61V94H60ZM5 93H8V94H5ZM95 93H98V94L96 95ZM64 94H65V96H64ZM238 94L239 93L232 94L230 96L231 97L230 99L233 100V98H234V100H236L238 98ZM5 95L6 96L8 95L7 96V100L4 97ZM9 95L10 96H13V97H10ZM112 95H115V97L112 96ZM181 95H183L182 98L180 97ZM34 96L35 97L37 96V98H38V95H34ZM89 96H91V97L93 96V97L90 98ZM97 96L100 99H98ZM1 98H3V99L5 98V99L3 100ZM8 98H9V100H8ZM37 98H34V99H37ZM114 98H116V99H114ZM62 99H63L64 102H62ZM64 99H66V100H64ZM117 99H118V101H116ZM208 99H209V101H208ZM125 100H126V102H125ZM204 100H205V102H204ZM116 102H118V103H116ZM84 103H86V104H84ZM165 103H167V104H165ZM169 103H170V105H169ZM82 104L85 105V106H83ZM92 104H95V105L93 106ZM109 104H108L109 109L107 108V114H106L107 116L109 115V112L108 111H111V109H110V106L111 105H109ZM5 105H6V107H4ZM11 105H13V104H11ZM81 105L84 108L81 107ZM250 105H252V104H250ZM65 106H67V107H65ZM174 107H176V108H174ZM4 108H7V109H4ZM111 108H112V106H111ZM185 108H188V109H186L187 112H185ZM231 108H232V106L228 105V103L226 104V106L221 107V109L219 108L218 110H220V112H218V110L216 111V117L218 116V118H217V121L214 122V125H212V122L213 121H211V122H209V121H201V122H199L200 124H198V123L196 124V127L199 126V128L197 127V129H196V127H193V128H191V129L188 130V132H189L190 130L193 129L192 132H189V134L186 133L187 137H186V139L184 141L185 147L187 146L189 148V149L186 150L185 158H184L187 162H189V159L190 158H193V159H195L196 161L199 162V161H202L206 157V155L204 153H202V155H200L201 153L200 154L195 153V151L197 149L196 148L197 145H199L198 147H200V145H204V144L208 143V141L211 140V138H212L211 135L214 134L213 129H216L214 127H216L217 125L220 127L221 123L226 120L225 119V118H227L226 116H229L230 112L232 111ZM82 109H83V111H81ZM84 110H85V113H82V112H84ZM183 110H184V112H183ZM53 112H55V114H60L61 113L60 110L59 111L54 110ZM91 112L93 114H91ZM182 112H183V115H182ZM252 112H253V110H251V111L249 110L248 112H242L240 115H238V117L234 121V123H231V127H230L229 131H230V133H232V132L233 133L232 134L228 133L229 137L228 138L226 137V139L224 141V145L222 144L221 149H220L221 152H219L217 154V156H215V158H214V175H213V177L211 179V182H213V183H210V181H209V185L207 184L206 186L202 187L201 189H198V190L196 189L197 190L196 193L198 191L201 193L200 194L198 192V194H196L197 197L200 200H206V201L207 200H210V199L212 200V198L214 197V195H213V189L215 188V186L217 184H223L225 182L226 174L228 173V171H229V169L231 167L230 162L232 161L230 159H232V155L231 154L233 152H231V151H233V148L231 150L230 147H234L235 144H236V142L239 141L238 139L241 138V133H242L241 130L249 122V119L251 117L250 114H252ZM129 113H131V114H129ZM172 114L174 115V117H175L174 119L175 120L173 119V116H171ZM106 115H105V117L107 118ZM3 116H4L5 119L3 118ZM88 116H85V117H88ZM109 116H111V115H109ZM124 116L127 119H125ZM105 117L104 116L103 117H100L99 116V118L96 120V122H99L100 120L101 121L99 123H97V124L103 123V121L105 120ZM7 120H8V123H7ZM89 120H90V118H89ZM110 120H113V117L112 116L110 117ZM127 120L129 121V123L127 122ZM169 121H170V123H169ZM5 122H6V125H5ZM179 122H181V123H179ZM200 127H201V129H200ZM241 127H243V128L241 129ZM202 131H204V132H202ZM112 133H113V135H112ZM192 133H193V136H192ZM257 133H258V135L255 138V141L256 142L254 141L255 144H254L253 151H255L257 149V145L256 144H258L260 142V140H262L261 138H264L263 137L264 136V130L258 131ZM135 134H136V136H135ZM129 137H131V138H129ZM194 137H196V138H194ZM198 137H200L199 139L201 141L198 140ZM64 138L66 140V145H67L68 148L69 147H73L75 145V143H73L74 142V139L71 136L66 135ZM161 138H163V139H161ZM209 138H210V140H209ZM120 139H122V141H120ZM191 140H193V141H191ZM203 140H204V142H203ZM11 141H12V143H11ZM124 141H125V143H124ZM108 143H110V144H108ZM114 144L116 146H114ZM228 144L230 146L229 147H226L228 149L227 150L225 148V146H228ZM13 145H15V146H13ZM122 145H124V146H122ZM138 145H140V146H138ZM190 146L191 147L193 146L192 147L193 149ZM159 150H160V152H159ZM104 151H106V152L108 151L106 153V155H104L105 154ZM15 152H17V153H15ZM123 152H124V154H123ZM102 154H103V156H102ZM190 154H191V157L189 156ZM159 155H160V157H159ZM219 155L220 156L222 155V156L219 157ZM104 156H106V157H104ZM109 156H111L110 159H109ZM124 156H126V157H124ZM201 156L202 157L204 156V157L202 158ZM100 159H102V160L101 161H98ZM129 159H131V160H129ZM177 160H178V162H177ZM126 161L127 162L130 161V162L127 163ZM19 162H21V163H19ZM29 162H30V164H29ZM162 163H164V164L162 165ZM102 165L104 166V168H102L103 167ZM25 166H26V168H25ZM93 166H94L95 169L93 168ZM120 166H121V168H120ZM29 167H31V169ZM27 171L30 172V173H28ZM93 172H95V173H93ZM172 173L174 175H172ZM175 174H177V175L175 176ZM216 175H218V176L215 177ZM42 176H43L44 179L42 178ZM167 176H169V177H167ZM35 178L38 181L37 183L35 182L36 181ZM147 178H149V179L147 180ZM165 178H167L168 180L165 179ZM146 180L149 181V182H147ZM89 181H88V183H89ZM165 184H167L168 186L165 185ZM35 186H37V187H35ZM113 186L114 185H112V184L111 185H108L106 187V191H105L106 193H104V195L102 197V204L104 205L106 203L105 205L107 206V209H109V211H108L109 214H107V215L104 216V218H103L104 221L102 220V223L100 222V223H98V224L95 225V226H97L99 233H101L100 230L102 232H104V234H105V231H106V233L108 235L107 238H103V237H101V238H103V241L106 244L108 243V245H106V244L105 245H106V247H108L107 249L109 251L107 250V252L105 251L103 253V255L105 257H103V255L101 253V255H102L101 256V261H100V258H98L97 261L99 260L98 261V264H123V262L125 264H131V262H130L131 261V259H130L131 257L130 256L132 255V251H133V247L132 246L134 245L133 227L131 226V223H129L128 225L127 224H124V223H122L123 221H121L120 218H117V217H113L112 216L113 215L112 214V211H111L112 210L111 209L112 208L111 207L112 205H111V201H110L111 199H109L111 197H109L108 194H109V190H111L113 188ZM150 186H151V188H150ZM194 186H195L194 188H197L196 185H194ZM56 187H55V189H56ZM71 187L72 188H70V189H72V190L70 192V189H69V193L68 192H64L63 189H61V192L59 191L60 193H58V197L65 198L70 193L71 194H74V196L76 197V196H78L79 194L82 193L81 192L82 190L81 191L79 190L80 187H81L80 189H83V191H86L85 189L88 186L87 187H84V184L83 183H79L78 182V183L73 184ZM73 188H74V191H73ZM156 188H157V190H156ZM159 188H161V189H159ZM39 190H40V192H38ZM161 190H163V191H161ZM201 190H203V191H201ZM48 191H49V193H48ZM35 193H37V194H35ZM38 193H39L40 196L38 195ZM42 194H43V197L44 198L41 196ZM49 194H50V196H49ZM46 195H48L49 198ZM157 195L160 197V200H159V197ZM36 197L39 198V199H37ZM53 197H54V199H53ZM50 198L53 199V200H50ZM140 199H141V201H140ZM36 200L37 201L40 200V201H38L39 203ZM47 200L48 201L50 200L49 201L50 204H49V202ZM45 203L46 204H49V205H46ZM109 203H110V206H108ZM40 204H42L43 206L41 205L42 206L41 207ZM54 209H55V211H54ZM53 211H54V213H53ZM35 212H37L38 214H36ZM49 213H50V215H49ZM53 214H55L54 217H53ZM56 215L57 216L59 215V216L57 217ZM107 221H109V222H107ZM105 226H106L107 229L105 228ZM103 228L106 229V230L104 231ZM170 233L171 232H168L167 233L168 236L165 235V237H164V234H166L165 228H163L161 230L159 229V236H161L162 238H164V240L162 241L163 244L164 243H167L168 241H170V238H171V240L173 239L172 237H173L174 234H172V233L170 234ZM69 235L71 237H69ZM73 237H75V239ZM124 238H126V239H124ZM71 240L74 241V242H75V240L77 242L79 241L80 242V245L78 246L79 242L77 244L76 242L75 243L74 242H71ZM83 242L84 241L82 240V243ZM162 242H160V245H161ZM71 243H72V245H71ZM73 243H74V245H73ZM74 246H77L78 247V248L75 247V248H77V250L74 249ZM159 247H161V246H159ZM130 250H132V251L130 252ZM78 251H80L81 253L78 252ZM111 251H112V254H111ZM122 251H124L125 253L122 252ZM124 256H125V258H124ZM175 257L177 258V256H175ZM119 258H121L123 260L121 261V259H119ZM178 259H179V256H178ZM173 261H176L175 258L173 259ZM119 262H121V263H119ZM96 264H97V262H96Z\"/></svg>",
  "mask_w": 264,
  "mask_h": 264
}]
</instances>
